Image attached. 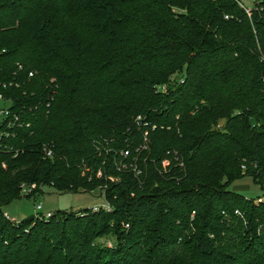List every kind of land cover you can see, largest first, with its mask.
Returning a JSON list of instances; mask_svg holds the SVG:
<instances>
[{
    "label": "trees",
    "instance_id": "obj_1",
    "mask_svg": "<svg viewBox=\"0 0 264 264\" xmlns=\"http://www.w3.org/2000/svg\"><path fill=\"white\" fill-rule=\"evenodd\" d=\"M247 8L0 0V94L20 117L0 142V264H264V196L231 190L250 176L264 192V0ZM138 116L157 129L136 178L115 162L136 157ZM22 185L103 189L112 211L14 224Z\"/></svg>",
    "mask_w": 264,
    "mask_h": 264
},
{
    "label": "rangeland",
    "instance_id": "obj_2",
    "mask_svg": "<svg viewBox=\"0 0 264 264\" xmlns=\"http://www.w3.org/2000/svg\"><path fill=\"white\" fill-rule=\"evenodd\" d=\"M244 5L251 7L254 0H242ZM175 78L177 76H174ZM173 77V78H174ZM2 105V104H1ZM3 106V105H2ZM221 127L224 122L220 123ZM231 190L244 195L247 198H257L264 196V192L259 185H257L250 176L243 177L236 180L231 185ZM41 204L43 206V213H52L51 218L57 211L80 212L86 209H93L95 206H102L106 204L104 195L99 190L93 193L69 192L59 193L52 187H43L41 192L35 197H24L16 200L5 206L3 211L6 215L16 220H23L34 217V224L37 221H44L45 215L35 218V206ZM32 224V225H34ZM103 245L111 247L113 240L105 238L99 241Z\"/></svg>",
    "mask_w": 264,
    "mask_h": 264
},
{
    "label": "built area",
    "instance_id": "obj_3",
    "mask_svg": "<svg viewBox=\"0 0 264 264\" xmlns=\"http://www.w3.org/2000/svg\"><path fill=\"white\" fill-rule=\"evenodd\" d=\"M238 1H240L241 5H244L242 0H238ZM244 6L246 7V5H244ZM250 9H251V7H248L246 9L247 13L249 15L251 14ZM33 75L34 74L31 73L30 77H33ZM52 82H54V81H52ZM182 82H183V79L180 80V83H182ZM166 90H167L166 85L158 87L159 92H166ZM52 99H53V97H52ZM10 107H11V101H6L3 97V95L0 94V142L5 137H9V129L13 128V126H15L16 123L19 122V120H20V117L18 115L12 113V111L10 110ZM135 122H136V125H137L139 130H142V129L144 130V133L142 136V144L135 149L136 157L133 158V160L130 163L126 162V159H129L134 155L132 153V150L129 149L128 148L129 146H128L127 148L122 149L119 153L120 156L123 158V161L115 162V165L117 166L119 171H131L134 174V176L137 178L140 175H142V170L139 168V166L137 164L138 163V157H139L138 155H141V153H143L145 151H149L150 139H149V131L148 130L150 129L151 131H155L157 129V126L152 125L150 122H148L142 116H138L136 118ZM44 153H45L46 157H49V158H53V156H54L52 150L48 149V148H44ZM166 155H167V157H171L173 155V156H175V158H179L177 152H172L170 150L166 152ZM169 164H170L169 158L165 159L162 162V165L164 168L169 166ZM4 167H5V165H4ZM101 176H102V173L99 172L98 177H101ZM110 180L115 181L114 178H110ZM21 190H22L21 195L23 197H26L29 195L31 196L34 193L35 187H28L26 185H22ZM101 190H102V192H101ZM101 190H99V191L103 195L104 190L103 189H101ZM263 201H264V197H260V198H257L255 202H256V204H259V203H262ZM43 209L44 208L41 204L35 206V214H34L35 218H38V217H40V215L43 214L46 216L45 217L46 220L50 219L52 216V213L49 212V213L44 214ZM101 209H104L108 212L112 211L111 206L107 202L105 205L95 206L92 210L94 212H98ZM236 214L241 215V213L239 211H236ZM4 216L6 217V219H8L10 222H12L14 224H19L21 221V220L13 219L10 216L6 215L5 213H4ZM126 228L128 229L129 225H126Z\"/></svg>",
    "mask_w": 264,
    "mask_h": 264
}]
</instances>
